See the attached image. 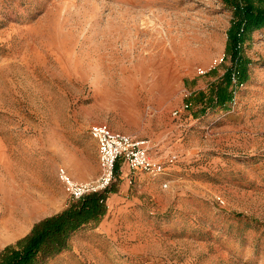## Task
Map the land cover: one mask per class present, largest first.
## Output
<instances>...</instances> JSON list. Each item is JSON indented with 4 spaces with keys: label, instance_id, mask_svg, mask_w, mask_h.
I'll return each instance as SVG.
<instances>
[{
    "label": "rangeland",
    "instance_id": "1",
    "mask_svg": "<svg viewBox=\"0 0 264 264\" xmlns=\"http://www.w3.org/2000/svg\"><path fill=\"white\" fill-rule=\"evenodd\" d=\"M248 5L264 10L0 0V253L81 201L58 170L72 175L80 155L97 177L91 128L104 124L147 139L167 171L118 161L103 214L34 264H264V25L246 27Z\"/></svg>",
    "mask_w": 264,
    "mask_h": 264
},
{
    "label": "trees",
    "instance_id": "2",
    "mask_svg": "<svg viewBox=\"0 0 264 264\" xmlns=\"http://www.w3.org/2000/svg\"><path fill=\"white\" fill-rule=\"evenodd\" d=\"M242 17H244L243 21L246 23L247 28L248 26L264 25V10H256L251 5L245 7ZM230 38L229 49L236 51V47L242 38L237 36V31H233ZM234 53L236 54V52ZM227 81L230 84L229 76ZM227 91L224 89L218 92L217 104L225 105V101L232 98L231 93L229 94ZM101 201L102 196L100 193L87 195L78 203L71 204L63 212L35 224L28 235L18 240L14 245L7 246L2 250L0 264H34L45 248H51L54 253L61 252L67 247V239L71 233L89 223L98 215L103 214Z\"/></svg>",
    "mask_w": 264,
    "mask_h": 264
},
{
    "label": "built area",
    "instance_id": "3",
    "mask_svg": "<svg viewBox=\"0 0 264 264\" xmlns=\"http://www.w3.org/2000/svg\"><path fill=\"white\" fill-rule=\"evenodd\" d=\"M91 137L98 146L100 174L89 181H78L65 168L58 170L60 182L74 201L105 191L114 178L118 161H122L132 171L146 172L153 177L163 175L167 171L163 162L156 161L151 156L147 139L112 131L104 124L94 125L91 128ZM163 186L167 188L168 184L164 183Z\"/></svg>",
    "mask_w": 264,
    "mask_h": 264
},
{
    "label": "crops",
    "instance_id": "4",
    "mask_svg": "<svg viewBox=\"0 0 264 264\" xmlns=\"http://www.w3.org/2000/svg\"><path fill=\"white\" fill-rule=\"evenodd\" d=\"M91 140H93V139L91 138ZM92 142H93L92 143L93 146H95V155L98 158V146H97V143H96V141H95V143H94V141H92ZM77 149L80 150L79 147ZM77 162H78V164H76L77 168L75 166H71V165L69 166L70 172L72 173V176H73L74 179H76L78 181H89V180H92V179H94L96 177L94 173L89 175V174H87V173H85V172L80 170L82 168V166H83V164H82L83 161H82V158H80V155H79V159L77 160ZM97 163L99 165V162H97ZM99 170H100V167L98 166L97 167V172Z\"/></svg>",
    "mask_w": 264,
    "mask_h": 264
}]
</instances>
